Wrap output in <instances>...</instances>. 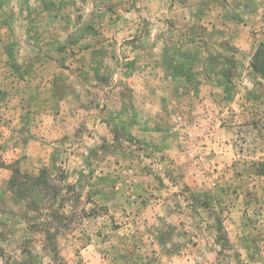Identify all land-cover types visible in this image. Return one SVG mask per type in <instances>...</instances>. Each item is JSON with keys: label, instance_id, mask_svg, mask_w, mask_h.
Here are the masks:
<instances>
[{"label": "rangeland", "instance_id": "1", "mask_svg": "<svg viewBox=\"0 0 264 264\" xmlns=\"http://www.w3.org/2000/svg\"><path fill=\"white\" fill-rule=\"evenodd\" d=\"M223 1L0 0V264H264V0Z\"/></svg>", "mask_w": 264, "mask_h": 264}, {"label": "crops", "instance_id": "2", "mask_svg": "<svg viewBox=\"0 0 264 264\" xmlns=\"http://www.w3.org/2000/svg\"><path fill=\"white\" fill-rule=\"evenodd\" d=\"M220 1V0H218ZM225 8V14H237L236 17L242 16L243 14H249L250 12V2L249 0H227V3L223 1ZM218 13V12H217ZM212 14H215L213 12Z\"/></svg>", "mask_w": 264, "mask_h": 264}, {"label": "trees", "instance_id": "3", "mask_svg": "<svg viewBox=\"0 0 264 264\" xmlns=\"http://www.w3.org/2000/svg\"><path fill=\"white\" fill-rule=\"evenodd\" d=\"M255 60L256 63L262 62V65H264V46H262L257 52ZM262 73L264 74V69L262 70Z\"/></svg>", "mask_w": 264, "mask_h": 264}]
</instances>
